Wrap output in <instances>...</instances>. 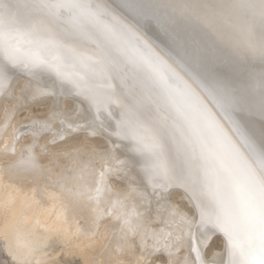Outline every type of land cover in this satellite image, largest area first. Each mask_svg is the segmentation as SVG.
<instances>
[{"label": "snow or ice", "instance_id": "snow-or-ice-1", "mask_svg": "<svg viewBox=\"0 0 264 264\" xmlns=\"http://www.w3.org/2000/svg\"><path fill=\"white\" fill-rule=\"evenodd\" d=\"M144 14L142 0H0L12 127L0 210L13 261L35 251L26 226L40 247L63 245L57 256L99 247L110 264H264V133L258 147L226 123L264 116V76L248 90L209 66L193 82ZM21 136L31 143L18 149Z\"/></svg>", "mask_w": 264, "mask_h": 264}, {"label": "bare ground", "instance_id": "bare-ground-1", "mask_svg": "<svg viewBox=\"0 0 264 264\" xmlns=\"http://www.w3.org/2000/svg\"><path fill=\"white\" fill-rule=\"evenodd\" d=\"M142 3L145 14L139 19L140 26L158 35L159 39L154 42L193 82H198L199 72L209 66L219 69L248 90L264 76V0H142ZM6 106L11 107V100L0 96V167H3L4 161V141L12 135L11 126L4 133ZM25 115L27 113L19 114L12 124L17 128L28 124L29 121L23 119ZM233 122L237 125L234 131L238 136L247 134L258 147L262 146L264 116L258 112H234L226 123L232 128ZM30 143L31 137L21 136L16 146L19 149ZM249 152L255 158V152L250 149ZM6 179L17 184L22 191L31 187L28 181H17L12 177ZM112 183L118 185L119 182L113 180ZM175 200L180 205H188L187 199L181 200L176 196ZM47 207L51 209L52 203L49 202ZM88 216L89 213L85 212L84 218L77 217L85 229L88 227L85 223ZM8 220L7 227L10 229L11 217ZM20 227L22 239L30 243L35 251L31 256L14 261V264H66L54 251L63 248V245L40 247L41 234H33L26 226ZM5 230V215L0 210V258L2 254L8 256L4 251ZM9 235L15 238L14 232L10 231ZM71 251L77 253L71 256L81 258V264H110L106 259L107 253L99 247L88 251L86 256H81L74 248Z\"/></svg>", "mask_w": 264, "mask_h": 264}, {"label": "rangeland", "instance_id": "rangeland-1", "mask_svg": "<svg viewBox=\"0 0 264 264\" xmlns=\"http://www.w3.org/2000/svg\"><path fill=\"white\" fill-rule=\"evenodd\" d=\"M59 258L62 261H64L66 264H81V258L77 257V256H71V255L64 256L63 254L61 256V254H60ZM5 261H8L7 264H14V261L11 260L9 256L2 254V257L0 258V262L5 263Z\"/></svg>", "mask_w": 264, "mask_h": 264}]
</instances>
